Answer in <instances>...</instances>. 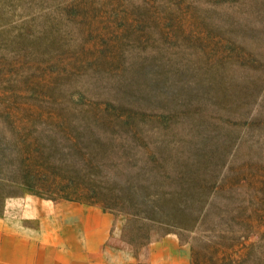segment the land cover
<instances>
[{"label": "rangeland", "instance_id": "obj_1", "mask_svg": "<svg viewBox=\"0 0 264 264\" xmlns=\"http://www.w3.org/2000/svg\"><path fill=\"white\" fill-rule=\"evenodd\" d=\"M17 135L38 149L33 188ZM9 162L0 213L32 194L111 219L108 244L82 237L88 257L35 264L138 256L168 234L192 264H264V0H0Z\"/></svg>", "mask_w": 264, "mask_h": 264}, {"label": "crops", "instance_id": "obj_2", "mask_svg": "<svg viewBox=\"0 0 264 264\" xmlns=\"http://www.w3.org/2000/svg\"><path fill=\"white\" fill-rule=\"evenodd\" d=\"M100 217L106 219L100 226ZM91 219V220H90ZM37 220V227L28 223ZM111 219L95 209H83L73 202L38 200L32 194L7 198L0 213V264H35V252L76 249L87 255L82 237L99 234L108 244ZM93 251V250H92ZM84 252V253H83ZM76 253V254H77ZM86 264H192L191 252L178 237L168 234L148 244L138 256L124 259L102 256Z\"/></svg>", "mask_w": 264, "mask_h": 264}, {"label": "trees", "instance_id": "obj_3", "mask_svg": "<svg viewBox=\"0 0 264 264\" xmlns=\"http://www.w3.org/2000/svg\"><path fill=\"white\" fill-rule=\"evenodd\" d=\"M17 139L20 142V144L16 145V148L21 154L19 172H20L21 178H23V181L19 183L27 187L33 188L34 185L30 180L33 177V175L30 169L29 159H31L32 153H33L31 148H33V150L36 152H38V149L37 148L34 149V147L29 146L28 142L25 140V138L22 135H19V136L17 135ZM3 165L5 166L1 167L0 169V179H3V180L7 179L8 181L12 183H17L16 181H14V178L12 177V174L16 171V166L12 164V162L4 163ZM5 177H8V178H5ZM65 198L68 199V197H65Z\"/></svg>", "mask_w": 264, "mask_h": 264}]
</instances>
